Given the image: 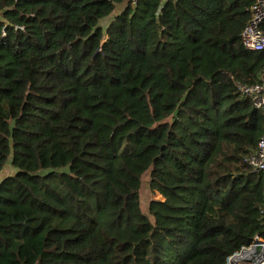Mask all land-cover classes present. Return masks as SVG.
Instances as JSON below:
<instances>
[{"label":"trees","instance_id":"obj_1","mask_svg":"<svg viewBox=\"0 0 264 264\" xmlns=\"http://www.w3.org/2000/svg\"><path fill=\"white\" fill-rule=\"evenodd\" d=\"M250 9L0 0V264H231L264 240Z\"/></svg>","mask_w":264,"mask_h":264},{"label":"built area","instance_id":"obj_2","mask_svg":"<svg viewBox=\"0 0 264 264\" xmlns=\"http://www.w3.org/2000/svg\"><path fill=\"white\" fill-rule=\"evenodd\" d=\"M250 1L252 17L240 35L241 43L243 47L249 51L263 52L264 0ZM238 88L242 96L251 100L256 109L264 111V69L259 83L254 85H239ZM246 162L254 172L262 173L264 175V136L259 141L257 150L247 157ZM260 214L264 219V208L261 210ZM257 240L264 242L261 237L256 236L251 246L255 245Z\"/></svg>","mask_w":264,"mask_h":264},{"label":"water","instance_id":"obj_3","mask_svg":"<svg viewBox=\"0 0 264 264\" xmlns=\"http://www.w3.org/2000/svg\"><path fill=\"white\" fill-rule=\"evenodd\" d=\"M231 264H262L264 263V242L257 240L255 245L244 248L230 259Z\"/></svg>","mask_w":264,"mask_h":264},{"label":"rangeland","instance_id":"obj_4","mask_svg":"<svg viewBox=\"0 0 264 264\" xmlns=\"http://www.w3.org/2000/svg\"><path fill=\"white\" fill-rule=\"evenodd\" d=\"M106 23L107 21L104 22L103 25L105 26ZM7 166L9 170H13V175H15L16 170L12 167L11 160L8 161ZM148 180H149L148 176H145L142 181V188H141V202L140 203H141V209L144 213L148 211L149 203L152 198L162 199V197L159 194L154 195V197L150 194Z\"/></svg>","mask_w":264,"mask_h":264},{"label":"crops","instance_id":"obj_5","mask_svg":"<svg viewBox=\"0 0 264 264\" xmlns=\"http://www.w3.org/2000/svg\"><path fill=\"white\" fill-rule=\"evenodd\" d=\"M13 175V170H9L8 166H6L4 172L0 173V182L2 179H4L6 176H11Z\"/></svg>","mask_w":264,"mask_h":264},{"label":"bare ground","instance_id":"obj_6","mask_svg":"<svg viewBox=\"0 0 264 264\" xmlns=\"http://www.w3.org/2000/svg\"><path fill=\"white\" fill-rule=\"evenodd\" d=\"M262 264H264V263H262Z\"/></svg>","mask_w":264,"mask_h":264}]
</instances>
